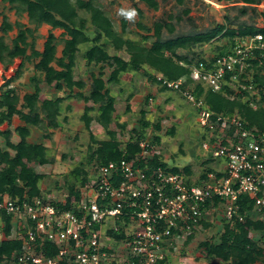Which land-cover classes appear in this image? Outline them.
I'll list each match as a JSON object with an SVG mask.
<instances>
[{
    "label": "trees",
    "instance_id": "obj_1",
    "mask_svg": "<svg viewBox=\"0 0 264 264\" xmlns=\"http://www.w3.org/2000/svg\"><path fill=\"white\" fill-rule=\"evenodd\" d=\"M8 5L10 10H15L18 18L27 16L28 22L20 20L14 23L9 21L7 14L0 11L2 21L0 24V62L4 70L20 59V65L14 71V75L5 78L0 87V126L7 124L5 130L0 129V138L4 146L0 145V197L11 196L13 198L31 199L36 196H43L41 182L45 177L31 165L37 163L46 165L51 162L47 156V147L43 142H30L31 130L36 127L46 129H58L61 125L59 116L64 101L72 96L78 97L84 91L86 82L77 80L74 76L77 57L79 53L87 65H94L99 68L97 73L91 74L89 92L82 97L85 106L82 120L85 127L90 130L91 122L102 126L108 135V139L98 141L90 132L92 146L85 164L95 163V167L107 165L110 162L119 164L122 160H134L133 169H141L147 177L159 168L179 173L178 166L170 167L167 161L162 160L159 155L145 157L140 155L141 147L139 142L146 137V130L153 127L154 131H160V121L154 125L146 118L147 111L141 110V128L135 131V139H129L122 148V141L117 138V131L110 128L116 112V98L111 92L109 85L119 83L121 72L140 71L149 67L154 72H146L149 78L162 84L163 89H173L167 82L182 79L178 89L186 97L192 94L198 101L202 100L206 107L213 113L212 119L217 115L231 117L236 115L242 121L244 128L248 130L258 129L264 131V50L254 49L253 55L247 59L249 66L239 76L241 82L246 85L253 84L259 92L251 96L246 90H235L227 84H223L218 91L204 86L202 82L195 81L192 76V67L198 66L200 62L206 68H211L214 59L231 52L237 44V39L247 36L261 34L264 36V26H257L254 23L239 21V17L226 18L225 23H215L214 26L203 31H188L187 33L176 34V24L183 21L181 14H169L155 21L152 27L138 23V27L147 31L152 30L154 37L151 45H141L124 33L127 28V21L122 19L121 31H117L106 11L98 4L99 0H1ZM150 9L157 10L160 7L158 0H140ZM241 3L240 15H245L251 9L257 13L256 6L262 0H221ZM183 6L185 0H177ZM139 15L142 11L137 8ZM181 12L188 16L189 7H183ZM95 28L96 32L91 35L88 24ZM50 26L47 37L43 43L42 50L37 49L36 40L39 37L38 29L41 25ZM17 29V34L7 42L9 33ZM55 29L63 32L61 38L54 33ZM169 36H165L164 32ZM222 36L228 38L230 47L219 48L218 54L210 59H205L193 52V46L199 43H209L213 39ZM149 37L143 36V40ZM61 45L60 54L58 48ZM81 48L83 49L81 51ZM112 49V52L110 51ZM181 51H185L182 53ZM127 54L128 57H125ZM33 64L34 75L30 77L33 86L32 93H26L21 97L11 84L19 79L26 68V64ZM110 69L106 77V69ZM239 67V65H238ZM253 71L251 79H247V73ZM160 73L162 78L158 79L156 74ZM236 71H228L225 76L229 80ZM45 88L55 90V95L41 101L42 111H39L40 96ZM59 93V95L57 94ZM61 93V94H60ZM187 93V94H186ZM149 97L145 98L147 104ZM21 104V105H20ZM71 108L70 105L67 106ZM127 109L130 106L127 105ZM200 111V109L198 108ZM95 111V115L91 112ZM199 113V112H198ZM19 124L15 133L19 136L18 142L12 141V124L15 118ZM175 127L167 130L169 135H175ZM46 133L45 137H50ZM203 140L214 139L211 137ZM154 144L161 143V136L153 137ZM96 144V146H94ZM210 160L204 161L209 164ZM84 165V164H83ZM83 165L72 171L75 178L85 185L88 177V170ZM187 175H192L189 165L183 167ZM208 171H213L210 166L205 167L202 177ZM82 176V177H81ZM157 178V176H156ZM69 195L65 204H57L64 209L71 207L72 199H79L81 194L75 185H69ZM219 199H215L217 204ZM56 203V202H55ZM237 213L233 219L227 222L222 218V227L218 240L213 237L199 243V247L209 259H216L222 264H264V220L256 217L253 212L255 199L247 194H241L236 202ZM211 202L207 201V207ZM243 217L242 220L238 215ZM3 226L0 229V264L3 258H9L15 252L20 251L22 240L10 239L12 234V217L3 213ZM202 227H210L212 224L204 220ZM116 238L124 237L122 234H115ZM194 235H189L186 242H191ZM54 251H50L52 254ZM159 264H168L167 259Z\"/></svg>",
    "mask_w": 264,
    "mask_h": 264
},
{
    "label": "built area",
    "instance_id": "obj_2",
    "mask_svg": "<svg viewBox=\"0 0 264 264\" xmlns=\"http://www.w3.org/2000/svg\"><path fill=\"white\" fill-rule=\"evenodd\" d=\"M237 41L231 52L214 59L211 68L202 62L193 66L191 76L215 91L238 82L235 90L259 99L253 84L240 81L239 70L249 66L247 59L254 49L264 50V36ZM228 71H236L229 80ZM163 80L173 89L183 82ZM186 97L200 109L197 122L202 128L211 134L216 127L222 131V136L202 142L205 155L215 163L213 171L194 180L182 169L174 173L159 168L147 177L141 169H133L135 159L122 160L99 166L97 177L85 185L79 199H72L69 209L44 196H2L0 229L3 213L11 215L9 238L22 240V245L1 264H159L174 241L195 234L206 215L221 208L224 219L231 221L241 194L255 199L253 212L264 220V131L244 128L236 115H217L213 120L202 100L192 94ZM139 145L143 159L159 155L149 140Z\"/></svg>",
    "mask_w": 264,
    "mask_h": 264
},
{
    "label": "rangeland",
    "instance_id": "obj_3",
    "mask_svg": "<svg viewBox=\"0 0 264 264\" xmlns=\"http://www.w3.org/2000/svg\"><path fill=\"white\" fill-rule=\"evenodd\" d=\"M160 7L157 10L150 9L145 3L140 0H99L98 4L106 11L111 18L115 29L121 31L122 19L121 10H135L137 15L133 20L127 21L125 37H129L139 44L151 45L154 40L153 31H147L138 27V23H142L148 27H152L153 23L163 16L171 14H181L183 21L176 24V34L187 33L188 31L196 30L203 31L214 26L215 23H225L226 18L239 17V21L254 23L257 26H264V0L257 6V13H253L251 9L245 15H240L239 7L241 3L221 0H185L184 5L178 4L177 0H158ZM183 7L190 8V14L185 16L181 10ZM137 8L142 11L139 15ZM0 11L7 14L9 21L14 23L20 20L22 23H27V16L21 18L15 13V10H10L7 4L0 0ZM2 17H0V24ZM88 32L94 35L96 30L91 24H88ZM49 25L43 24L38 29L39 37L36 40V47L42 50L43 43L47 37ZM61 29H55L54 33L61 38ZM165 36L169 34L165 31ZM1 34V33H0ZM17 34V29L12 30L7 37V42ZM148 36L147 40H143V36ZM230 47L228 38L219 36L209 43H199L193 46V52L199 54L205 59L215 57L219 48ZM84 49V48H83ZM81 48V51L83 50ZM61 45L58 48L60 54ZM112 52V49H110ZM185 53V51H181ZM125 57H128L125 54ZM20 59H15L9 69L4 70V66L0 64V87L5 82V78H10L14 75V71L20 65ZM246 65L240 69V72H245ZM99 68L94 65H87L86 61L79 53L77 57L74 76L77 80L81 79L86 82L84 91H81L78 97L72 96L64 101L61 107V115L59 121L61 123L58 129H46L44 127H36L31 130L30 142H43L47 147V156L51 160L46 165L31 163L35 170L45 175L41 182L43 196L52 199L54 202L64 203L69 195V185H75L76 189L81 192L86 184H90L97 177V167L95 163L90 165L85 164L91 152L92 146L90 132L100 142L108 139L106 131L99 125L96 120L91 122V129L85 127L82 120L85 103L82 99L90 89L91 74L97 73ZM106 77L110 69H106ZM153 73L149 67H145L140 71L121 72L120 81L117 84L109 85L111 92L116 98L115 118L112 121L110 128L117 131V138L122 141V148L129 139H135V131L141 128V110L147 111L146 118L154 125L160 121L161 130L154 131L153 127L146 130L144 140H149L154 143L155 135L161 136V143L154 144L159 151V156L162 160L167 161L170 165H175L183 170V167L189 165L192 169V178L196 180L202 173L205 167H214L215 163L210 160L209 164H204L209 158L204 153L202 148L203 137L206 139L219 135L222 136V131L216 127V131L212 134L206 128H202L197 122L198 107L189 101L184 96L181 90L163 89L162 84L151 80L146 72ZM155 73V72H154ZM34 75L33 64H26L23 75L11 84L17 93L23 97L26 93L33 92V86L30 82V77ZM247 79H251L253 71L247 73ZM158 79L162 76L156 74ZM207 83V82H205ZM234 83V82H233ZM240 83V82H239ZM237 83L233 84L236 89ZM255 93V92H254ZM55 90L45 88L40 96L39 111H42L41 101L45 98H51L55 95ZM59 95V93H57ZM61 94V93H60ZM259 94V92H258ZM149 97L146 104L145 98ZM257 97V96H256ZM21 105V104H20ZM71 108L68 109L67 106ZM127 105L130 109H127ZM95 111L91 112L95 115ZM15 119H18L17 117ZM18 120H15L11 126L13 134L12 141L18 142L19 136L15 133ZM175 127V135H169L167 130ZM7 128L6 124L0 126L1 130ZM46 133H51L50 137H45ZM216 137V136H215ZM211 140V139H209ZM0 145L4 146L3 139L0 138ZM96 146V144L94 145ZM84 164V165H83ZM83 165L85 170H88L87 182L82 185L80 180L75 178L72 171ZM82 177V176H81ZM206 222H210V227L200 226L195 230L194 238L191 242H186L184 239H177L170 246L167 257L170 264H222L216 259H209L199 247V243L205 239L213 237L218 240L222 227L223 209H219L206 215ZM264 245V243L262 244Z\"/></svg>",
    "mask_w": 264,
    "mask_h": 264
},
{
    "label": "clouds",
    "instance_id": "obj_4",
    "mask_svg": "<svg viewBox=\"0 0 264 264\" xmlns=\"http://www.w3.org/2000/svg\"><path fill=\"white\" fill-rule=\"evenodd\" d=\"M120 14L123 15L128 20H133L135 18V16L137 15V13L134 9L133 10H127V11L122 9ZM187 237L185 239L186 241H187ZM166 259H167V257H166ZM167 263H168V261H167Z\"/></svg>",
    "mask_w": 264,
    "mask_h": 264
},
{
    "label": "crops",
    "instance_id": "obj_5",
    "mask_svg": "<svg viewBox=\"0 0 264 264\" xmlns=\"http://www.w3.org/2000/svg\"><path fill=\"white\" fill-rule=\"evenodd\" d=\"M0 64H2V63L0 62ZM2 65H3V64H2ZM4 78H7V77L4 76L3 79H4ZM4 80H5V79H4ZM15 120H18V119H14V121H15ZM18 121H19V120H18ZM16 124L18 125L19 122H17ZM6 126H7V124H6ZM167 261H169L168 257H167ZM168 264H170V263H168Z\"/></svg>",
    "mask_w": 264,
    "mask_h": 264
}]
</instances>
